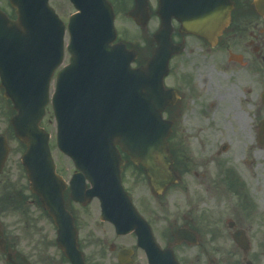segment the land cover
I'll list each match as a JSON object with an SVG mask.
<instances>
[{"label": "flooded vegetation", "instance_id": "af4514ba", "mask_svg": "<svg viewBox=\"0 0 264 264\" xmlns=\"http://www.w3.org/2000/svg\"><path fill=\"white\" fill-rule=\"evenodd\" d=\"M48 2L65 23L74 12L68 0ZM109 2L114 13L116 40L133 47L131 39L144 35L152 38L156 26L153 17L159 22L157 0H147L148 21L144 25L138 24L142 21L141 12L130 17L135 0ZM231 3L229 19L216 38L190 31L172 20L170 40L177 50L169 57L164 86L174 94V102L165 106L163 119L166 148L172 159L170 170L178 182L169 186L165 194L176 188L185 206H189L183 209L177 228H185L195 241L183 239L178 244L177 247L184 248L179 254V264H254L264 252L259 212L253 206V196L241 191L245 181L230 161L232 151L253 152L258 158L264 154V16L257 10L264 7V0H231ZM17 19L10 0H0V53L5 51L0 55V65L4 68L6 64L9 68L10 61H21L25 66V57L8 55L21 43L16 37L25 36L24 27L14 24ZM131 23L138 31L130 30ZM150 24L153 27L149 28ZM154 46L152 40L151 52ZM56 73L57 69L51 79L53 87ZM2 85L0 76V136L9 142L10 113ZM14 153L18 150L10 147L0 166V264H71L56 244L55 228L52 239L42 234L41 226L26 223L24 187L18 179L11 180L9 162L15 159ZM239 157L244 158V154ZM124 159L121 177L127 188V180L133 183L144 178V170ZM212 189L220 194L215 198L231 200L230 207L199 208L201 194L209 195ZM193 192L197 195V205L196 200L192 203ZM137 198L138 203L135 200L134 203L146 217L149 197ZM68 203L84 262L93 264L79 239L78 211L81 214L87 206L70 199ZM176 230L164 235L166 246L174 242ZM187 249H198L201 255L191 254ZM132 251L129 259L134 264L135 251Z\"/></svg>", "mask_w": 264, "mask_h": 264}, {"label": "water", "instance_id": "95a60500", "mask_svg": "<svg viewBox=\"0 0 264 264\" xmlns=\"http://www.w3.org/2000/svg\"><path fill=\"white\" fill-rule=\"evenodd\" d=\"M10 1L20 17L18 0ZM70 1L78 11L67 25L70 64L59 72L52 97L57 146L82 172L72 176L70 195L83 204L97 197L100 218L111 222L117 234L133 231L148 264H177L171 248L161 249L156 244L150 227L123 190L122 160L117 146L134 163L144 166L156 194L176 182L169 171L171 159L166 152L161 117L163 108L172 98L168 99L163 88L168 58L175 52L169 44L171 19L181 21L183 16H201L203 20L186 23L192 25L188 30L216 35L228 19L230 0H158L161 23L154 34L156 47L146 62L135 68H131L130 63L135 60L136 52L124 43L113 44L116 35L109 2ZM35 7L39 9L38 18L33 13L26 25L32 32L31 40L43 43L41 63L23 73V78H6L4 96L16 111L11 117L15 135L26 146L21 161L30 189L53 219L57 242L64 254L72 264H83L73 220L63 202L65 184L55 172L48 147L49 134L39 125L49 100L51 73L61 61L64 27L47 0H35ZM135 10L142 11L143 24L146 23V0H136ZM258 10L264 14V8L258 7ZM18 23L23 25L20 18L16 25ZM36 24L42 25L40 35L36 34ZM11 81L20 84L14 85ZM6 150L5 143L0 140V158H4ZM83 173L91 184L89 189H85ZM182 232L183 229L177 231V240ZM122 255L124 253L119 257L121 263Z\"/></svg>", "mask_w": 264, "mask_h": 264}, {"label": "rangeland", "instance_id": "374dc122", "mask_svg": "<svg viewBox=\"0 0 264 264\" xmlns=\"http://www.w3.org/2000/svg\"><path fill=\"white\" fill-rule=\"evenodd\" d=\"M153 20L156 22V24L158 23L156 17H153ZM150 27H153L152 24L149 25V28ZM129 28L133 32L137 31L133 24H129ZM66 39L65 41H67ZM131 41L134 43V46L137 45L139 47L138 60L134 63L135 65L138 61H143V58L150 51L151 44L148 41L146 35H144L142 39L139 37L138 39H131ZM67 57L68 55L65 54V61H67ZM1 110L2 109H0V111ZM46 110L47 112L41 122V126L45 128V130L50 134L49 146L51 155L57 164V170L64 179L68 180L70 172L72 171V166L69 163V160L64 155H62L56 147L55 122L50 105L47 106ZM3 111H5V109H3ZM8 111L11 113L10 109H8ZM9 132V144L11 147L18 150L17 154L14 153L15 159L11 158L9 162V167L11 169V180L15 181L18 179V181L24 187L25 221L29 225L41 226L42 234L50 235L51 238L54 239V228L52 223L49 221L39 204L36 202L35 197H33V195L28 190V182L25 177L24 169L22 168L18 159L22 153V148L14 140L11 130H9ZM242 154H244V158L241 159L239 156ZM262 156L263 157L258 158L255 154H253V152H230L231 165L234 168L237 167L239 170L238 173L241 174L242 181H245L241 191L249 192L253 196V206L259 212L258 223L260 224L261 230V246L262 244L264 245V154H262ZM244 161H247L248 163H243ZM127 184L129 187H131L130 190L132 192H130L132 193V196H134L135 203H138L139 198H137V196L149 197V206L146 208L144 213L152 227L155 238L161 246H164L166 243L164 235H166L168 231L173 232L181 224L180 215L183 209H189V206H185V203L182 201V196L180 195L179 191H176V188H174L172 192L157 196L159 198L154 199L156 197L152 195L153 193L151 192L150 187H148V185L146 186L142 184L141 181H133L132 183L130 180H127ZM194 190L200 191V188L194 187ZM205 195L207 196L205 197ZM218 195H220L219 192L215 191L214 189L211 190L209 195L201 194V203L199 208H206L209 206H216L219 208L230 207L229 202H231V200H228L227 198L221 199L220 196L215 198ZM196 197L197 195L193 192L192 203L196 200L195 203L197 205L198 200ZM73 207L75 208L77 206L73 205ZM78 210L81 209L79 208ZM99 211L100 209L97 200H92L87 207L81 210V214L78 211L81 218L79 239L84 243L85 252L89 260L93 264H116V251L121 247L129 246L135 249V264H147L143 252L135 247L134 235L129 234L126 236H117L114 233L112 225L99 220ZM110 244L115 245L116 249L114 252L109 251L108 247ZM262 249L264 251V246ZM183 250L184 248L182 247L175 248V255L177 259ZM187 250L191 254L198 252V254L201 255L198 249ZM254 264H264V252L261 255L260 261Z\"/></svg>", "mask_w": 264, "mask_h": 264}]
</instances>
